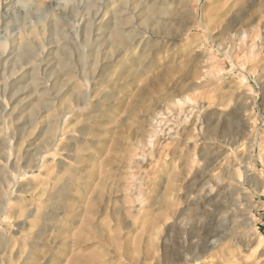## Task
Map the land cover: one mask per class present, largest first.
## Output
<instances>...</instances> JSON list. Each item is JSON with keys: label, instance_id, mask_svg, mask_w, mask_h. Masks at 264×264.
<instances>
[{"label": "rangeland", "instance_id": "374dc122", "mask_svg": "<svg viewBox=\"0 0 264 264\" xmlns=\"http://www.w3.org/2000/svg\"><path fill=\"white\" fill-rule=\"evenodd\" d=\"M137 1L0 0V189L16 198L12 175L44 151L23 204L47 212L64 194L57 219L34 218L36 264H264V0H144L173 14H156L169 37ZM115 21L143 45H115ZM32 29L36 59L16 60L13 39ZM79 91L98 107L81 110ZM161 119L169 134L143 145L139 128ZM50 122L59 153L45 146ZM203 185L225 186V205Z\"/></svg>", "mask_w": 264, "mask_h": 264}, {"label": "bare ground", "instance_id": "6f19581e", "mask_svg": "<svg viewBox=\"0 0 264 264\" xmlns=\"http://www.w3.org/2000/svg\"><path fill=\"white\" fill-rule=\"evenodd\" d=\"M138 3L140 4V6L138 5ZM136 4L138 5L136 7V9H138V7L140 8V10H138V12L140 11V14H139L140 17L139 18L140 19L142 18L143 24H145L146 26H151V27H152V25H157V27L159 29L164 30L167 37H169L170 35L171 36L174 35L175 27L172 26V24L167 23V25H166L165 22H164L165 24L163 23V20H162V22H160L159 21L160 19L158 20V18H156L157 13L166 14L167 16H170L172 14V13L170 14V11H168L165 7L148 5L147 3L144 2V0H139V1H137ZM136 4H135V6H136ZM171 17L172 16H170V18ZM167 18H169V17H167ZM114 19H116V18H114ZM117 19H119V18H117ZM112 24H114V23H112ZM175 30L177 31V29H175ZM125 31L126 30H124V29H122V27H120V23L118 21L117 22L115 21V24L110 29V32H109L110 34L109 33L108 34L111 36L110 38H112V41L115 45H119L122 41V45H125L124 47H126V48L128 47V48L132 49V48L140 47L145 42L143 34H139V33L137 34L136 33V34H134V36H131ZM31 34L33 36H30V38L21 39V36H18L16 39L15 38L13 39L14 40L13 41L14 49L12 50V52H15V55H16L15 59L16 60L21 59L23 57V55H28V57H30L31 59L32 58L36 59L37 54L35 55L34 54L35 52L32 55L29 54L28 52L31 51V47L29 44L32 43V37H36L39 34V31H37L36 29H32ZM87 49H89V48H87ZM52 51H54V50H52ZM55 55L57 56V54H55ZM13 56H14V54H13ZM44 56H43L42 60L40 61V63H35V64H33V67L31 66V68L33 69L32 70L33 72H32V75L30 77L33 79L32 80L33 85L36 89L38 88V85H40V83L38 82L40 78L38 77V73H36V70H39L40 68H38V66L39 67L42 66L41 65L43 63L42 61L45 62V60L47 59V58L45 59ZM48 56L50 57V55H48ZM64 62L65 61H63V63ZM27 63H29V62H27ZM54 64H56V62ZM58 68H59V66H58ZM59 71H60V69H59ZM24 76H25V74H24ZM20 77H22V76H20ZM20 80H21V78H20ZM91 96L92 95H90V94L87 95V93H85V92H81V91L78 92L77 98H79L80 104L83 103V105H86L85 107L84 106L81 107L80 108L81 110L84 108L87 109L89 107L90 103H91V106L93 105L95 108L98 107V105H99L98 103L92 104V102H91L92 100L91 99L89 100V98H91ZM36 99H37L36 104H34V106L32 107V109L29 112V117L32 120H35L37 117L38 107L43 106V105L46 106L49 103V100H48L49 98L47 96H45L44 93H40ZM78 105L70 106V107L68 106L69 111H67V112L62 111L63 114L60 116L59 119L56 118L57 121L58 122L64 121V123H66V121L68 119L67 114L72 113L74 111H77ZM50 109H51V107L49 105V106H47L46 111H49ZM64 116H65V118H64ZM165 124H166V121L164 119H161L160 121L152 123V127L150 130H146L145 128H143L141 126L139 128L140 132H141L140 135L142 138L140 142L143 145H146V144L151 142L150 138L153 136H156L155 139H158V138L162 137L161 135L163 133L165 135H168L169 131L168 132L166 131ZM48 127L49 128L47 131L50 135L49 136L50 139L46 140L45 146L48 147V151L53 150L52 153H55V152H58L57 148L63 142V140L66 138L64 135L65 133L56 132V123L50 122ZM63 130H65V127L61 128V131H63ZM54 147H56V148L54 149ZM214 148H217V147H214ZM212 153H213L212 155H214L217 152H212ZM43 154H45V152L41 151V152H39V157H37V159L31 158L34 161L29 159L31 161V163L32 162H34V163H32L30 165H25L23 167L20 166L21 169L19 171V175H16V174L12 175L13 179H14V185H16L18 183L17 193L15 195L16 198L9 196L8 191L4 192L0 189V264H36V254L39 250L38 249L39 248L38 239H40L43 236L45 231H44L43 226H41L37 231L34 230V228L36 226V224L34 222V218L49 219V220H51V219L53 220L54 218L57 219V209L60 208L61 205L57 206L56 203L57 202L59 203V201H61L63 198V196H62V195H64L63 194V188L60 189V191L62 192L61 195L56 197V195H54V192H53L49 196L50 202H52V205H53V203L55 205L52 206V208H50V210L47 212H42V208L40 206H37L34 203L29 202V203L23 204L27 200V196H28L27 194L30 193V191L31 192H33V190L35 191V187L33 186L34 185L33 182H31L29 180L28 183H23V180L26 179L25 178L26 176H24V175H26V172H27L26 168L30 167V169H32V170L36 169V170L43 172L42 170L44 169L46 162L48 163V161H49L48 158L45 160L44 157L46 155L42 156ZM216 156L219 157L220 154H218ZM21 159H22V156L16 155L13 164L18 163L19 160H21ZM52 161H53V159H52ZM27 164H28V161H27ZM57 164L59 165L61 170L65 169L64 168V166H65L64 160H59ZM17 166H18V164H17ZM3 167L4 166H2V168ZM3 169H5V167ZM30 169H28V170H30ZM2 171H4V170H2ZM3 173L5 174V172H3ZM15 176H17V177H15ZM201 187H202V190L205 188L204 191L202 192L204 201L212 202V204L216 202L218 204L225 205V202H226V194L225 193L227 192L224 190L225 186L220 187L217 191H215L214 188H209V187H206L205 185H203ZM45 191L46 190L42 189L43 193H45ZM38 193L39 192H36L34 194V192H33L32 195L35 196ZM39 195H41V194H39ZM59 204H61V202ZM50 206H51V204H50ZM214 208L216 209V207H214ZM216 210H218V209H216ZM66 211L68 212L69 210L66 209ZM213 242L214 241L211 240V243H213ZM27 247H29L28 251L26 250Z\"/></svg>", "mask_w": 264, "mask_h": 264}]
</instances>
